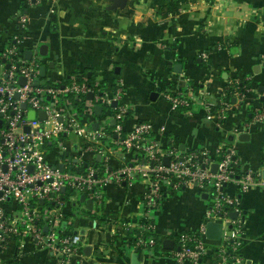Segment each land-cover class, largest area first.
Returning <instances> with one entry per match:
<instances>
[{"label": "crops", "instance_id": "crops-1", "mask_svg": "<svg viewBox=\"0 0 264 264\" xmlns=\"http://www.w3.org/2000/svg\"><path fill=\"white\" fill-rule=\"evenodd\" d=\"M165 1L126 0L122 8L110 9V0H0V50L19 30L15 14H25L18 48L23 56L27 50L31 56H41L42 65L52 63L45 77L40 76L43 82L62 77V82L70 83L83 75L80 81L91 77L94 85L106 83L102 90L110 95L120 85L129 107L123 131L137 121L149 122L151 137L162 149L177 148L181 155L194 152L200 162L206 153L210 164L216 146L233 149L238 173L248 170L262 178L264 118L256 119L254 110L264 111V0H190L179 11L162 15ZM41 45H46L45 55L39 52ZM175 64L181 65L179 73ZM242 79L251 83L242 108H229L221 121L207 118L208 109H219L228 96L225 87ZM175 89L192 96L190 108L171 109L166 94ZM107 112L83 115L86 131H94L95 122L99 129L109 125L114 131L117 121ZM242 133L247 139L240 141ZM70 136L64 141L66 150L79 152L80 139ZM109 138L100 141L106 153L100 160L107 162L110 171L128 166L133 155L116 146L115 133ZM97 156L81 154L85 164L99 162ZM142 188L143 181L134 174L127 185L107 181L102 202L91 210L83 202L75 206L73 200L68 202L66 227L79 236L81 264H132L135 231L147 230L139 229L146 225L141 214ZM224 192L240 199L244 223L240 254L249 264H264V185L257 182L242 192L231 182ZM211 195V186L203 191L192 185L168 188L149 213L152 233L174 240L175 245L177 232L197 231L207 222ZM74 211L77 215L72 216ZM123 221L131 225L129 229L120 230ZM138 254V264H176L169 253L155 252L153 247L142 248ZM6 256L12 258L7 261L10 264L53 262L47 249L28 239L11 244ZM200 264H216L213 254Z\"/></svg>", "mask_w": 264, "mask_h": 264}, {"label": "built area", "instance_id": "built-area-1", "mask_svg": "<svg viewBox=\"0 0 264 264\" xmlns=\"http://www.w3.org/2000/svg\"><path fill=\"white\" fill-rule=\"evenodd\" d=\"M15 17L19 30L0 50V264H10L7 261L12 258L6 256L9 246L23 239L47 249L52 256V264H81L77 256L78 234L68 233L67 227L61 226L63 221L68 223L64 206L67 193L75 194L68 202H78L79 195L84 194L85 198L92 199V207L99 206L107 181L127 185L134 174L143 181L141 214L146 225H141L139 229L142 230L153 227L149 213L168 188L177 190L189 185L200 191L208 186L212 188V204L207 206L205 218L206 221L222 223L221 238L217 246L209 244L204 236L205 224L195 232H177L176 243L169 250V257L176 264H200L209 253L213 254L216 264H249L239 252L244 227L239 211L240 199L236 195L225 194L223 184L233 182L243 192L257 182L264 185V179L255 177L248 170L238 173L233 149L215 147L216 159L214 157L213 162L217 163V171L212 173L206 153L205 159L200 162L194 159V152L181 155L177 148L162 149L149 135V122L137 121L132 129L123 131L122 123L129 114V107L123 101L124 89L120 85L111 95L105 92L101 96L93 94L92 100L86 99L80 114L64 96H85L91 91L89 86L75 80L63 83L62 77L50 81V85L43 82L38 73L44 59L39 55L26 59L18 48L27 16L17 13ZM20 77L25 78L24 84L19 83ZM247 91L250 92L251 88ZM234 96L235 103H231L227 96L221 101L219 109L214 112L208 109L206 117H217L220 121L224 119L228 109L238 107L246 94L235 91ZM166 97L171 109L192 104V96L181 90L175 89ZM113 99L117 101L115 107L111 106ZM23 103L25 108L21 107ZM94 105H101L102 114L108 110L110 117L117 121L113 131L116 134L115 144L133 155L132 166L124 165L110 171L107 162L100 160V165L92 161L91 164L86 163L85 171L79 170L85 164L81 158L83 152H92L100 155V158L106 155L99 147L100 139L106 136L104 127L86 131L81 121L83 115L93 113ZM28 111H34L32 119L27 117ZM39 111H44V119H39ZM254 111L256 119L264 118V111ZM26 126L28 131H24ZM72 134L80 139V143L76 144L79 152L76 149L66 150L64 141ZM48 142H55L57 155L49 154ZM165 156L169 157L167 164L163 161ZM59 164H63L62 171L58 168ZM261 168L264 170V160ZM226 205L231 206L230 211L225 209ZM231 211H237L235 218L229 216ZM130 226L123 221L120 230L129 229ZM134 244L152 249L154 241L151 238L144 241L137 236ZM228 248L234 252L233 255H228Z\"/></svg>", "mask_w": 264, "mask_h": 264}, {"label": "water", "instance_id": "water-1", "mask_svg": "<svg viewBox=\"0 0 264 264\" xmlns=\"http://www.w3.org/2000/svg\"><path fill=\"white\" fill-rule=\"evenodd\" d=\"M110 2H111V5H110L109 8H110V9H115V8H122V7L125 5L126 0H110ZM39 52H40L41 55H45V54H46V45H41V47H40V49H39ZM31 54H32V52H31L30 50H27V51L24 53V58H26V59H30V58H31ZM51 64H52V63L48 64L47 66H46V65H41V66L39 67V76H41V77H45V74H46V68H47L48 66H51ZM180 66H181L180 64H175V65H174L175 72H178V73L180 72ZM47 80H48V78H47ZM24 82H25V78L20 77V78H19V83H20V84H24ZM250 88H251V86H250ZM260 90H261V88H260ZM104 93H105L104 90H100L99 93H98V95L101 96V95H103ZM247 93H249V91L245 92V94H247ZM93 94H94L93 91H88V92L86 93V95H85V98H86L87 100H92V99H93ZM154 94H155V93H154ZM15 96L17 97L18 94H16ZM235 101H236V98H235V97H232V99H231V103H235ZM250 103L253 104L254 102L252 101V102H250ZM116 104H117V101L113 99V100L111 101V106H112V107H115ZM242 104H244V100H243V99L238 103V107H237V109L233 108V111L240 110V109L242 108ZM21 107H22V108H25V104L23 103V104L21 105ZM93 113H94L95 116H101V114H102V106H101V105H94V107H93ZM34 115H35L34 111H28V112H27V117H28L29 119H32V118L34 117ZM38 117H39V119H44V118H45V113H44V111H39V112H38ZM114 123H115V120L112 119V120H111V125H114ZM98 126H99V123H98V122H95V123L91 126V128L94 129V130H96V129L98 128ZM24 131H28V127H27V126L24 127ZM63 135H65V133H63ZM246 136H247V134L242 133V134L238 137V139H239L240 141L245 140V139H247ZM229 139L232 140L233 137L230 136ZM99 160H100V155H98L97 158H96V161H99ZM168 160H169V157H168V156H165L164 159H163V161H164L165 164L168 163ZM85 165H86V164H85ZM129 166H132V164L130 163ZM58 168L62 171V170H63V164H59V165H58ZM209 168H210V171H211L212 173H215V172L217 171V163L214 162V163L210 164ZM261 175H262V178L264 179V170L261 171ZM236 177H237V176H236ZM224 186H226V183L223 184V187H224ZM64 190H65V188L63 187V188H62V191H64ZM203 196H205V195H203ZM78 202H80V203H81V202L85 203V208H86V209H89V210L92 209V199H90V198H85V195H84V194L79 195V197H78ZM72 205L75 206V205H76V202L74 201V202L72 203ZM71 215H72V216H75V215H77V214H76V212L74 211V213H72ZM229 216H230L231 218H235V217L237 216V211H231L230 214H229ZM61 225H62V227H66V221H63V222L61 223ZM230 227H231V225H229V228H230ZM222 231H223V227H222V223H221L220 221L209 220V221H207V222L205 223L204 236H205V238L208 239V240L218 242V241L220 240V238H221ZM74 233H76V232H74ZM130 244H131V243H130ZM127 247H129V246L127 245ZM173 247H174V240L169 239V238H165V239H163V241H162V248H163V249H165V250H171V249H173ZM125 248H126V247H125ZM123 250L125 251V249H123ZM131 262H132V264H138V263H139V254H138V250H137V248H134V252H133L132 255H131Z\"/></svg>", "mask_w": 264, "mask_h": 264}, {"label": "trees", "instance_id": "trees-1", "mask_svg": "<svg viewBox=\"0 0 264 264\" xmlns=\"http://www.w3.org/2000/svg\"><path fill=\"white\" fill-rule=\"evenodd\" d=\"M189 1L190 0H166L165 3L161 7L162 15H168L169 13H173V12L179 11V9L181 8V6L184 3H187ZM68 76L69 75H66L65 78L68 79L69 78ZM83 77H85V76H83V75L82 76L81 75L76 76V81L77 82H85L89 86V88L91 89V91H93L94 94H97L98 95L99 91L102 90V88H104L106 86V83H104V82L101 83L100 85H94L93 84V80H92L91 77H87L86 80L80 81V79L83 78ZM45 83L47 85H50L51 84L50 81H46ZM250 86H251L250 81L249 80H246V79H242V80L238 81L237 83H234V82L229 83L227 85V87H225L226 88V95H228L229 98L231 99L232 97H235L234 96V92L235 91L239 92V94H244L246 92V90L248 88H250ZM181 92H185V91H182L181 90ZM64 97L66 99H68L71 102V104L75 108H77L78 112L81 114V112H82V110L84 108L85 100H86L85 96L73 97V95H69L68 94V95H65ZM187 108H190V106L189 107L188 106L181 107L180 109H187ZM235 109H237V107ZM249 113H251V111H249ZM101 119H102V117H99V120H101ZM103 127H104L103 128V131L105 132L106 136L105 137H102L100 139V141H104V140L108 139L109 137H112L113 134H114V132L112 130L113 128L111 126L104 125ZM149 135H152L151 132L149 133ZM47 146L49 148V152H50L49 154L51 156L57 155V148H56L55 142H48L47 143ZM99 147H100V145H99ZM64 155L65 154H63V156ZM97 164L100 165L101 162L99 161ZM85 169H86V166L84 164H82L80 166V168H79L80 171H85ZM211 204H212V197H211V202H209V205H211ZM225 209H227L228 211H230L231 210V206L230 205L229 206L226 205L225 206ZM72 213H74V212H72ZM135 232L136 233H135V235H134V237L132 239L133 240L132 241L133 243L135 242L137 236H141V238L144 241H146L147 239L151 238L154 241L153 249H154L155 252L156 251L158 253L159 252H163L165 254L169 253V251L164 250L162 248V241H163L164 238L163 237L156 236L155 234H153L152 233V230L150 228H148L147 230H144V231H135ZM129 234H132V231L129 232ZM175 238H176V236H175ZM135 248H137V250L139 251V250H141L143 248V246L142 245H138ZM227 253H228V255H233L234 254V252H232L231 249H229V248L227 250Z\"/></svg>", "mask_w": 264, "mask_h": 264}, {"label": "rangeland", "instance_id": "rangeland-1", "mask_svg": "<svg viewBox=\"0 0 264 264\" xmlns=\"http://www.w3.org/2000/svg\"><path fill=\"white\" fill-rule=\"evenodd\" d=\"M49 72H50V71H49ZM51 75H52V76H54V74H53V73H51ZM66 138H67V139H70V138H71V136H70V135H68ZM53 140H54V139H53ZM177 193L179 194V193H180V191L178 190V191H176V193H174V194L176 195ZM74 195H75V194H74V193H72V192H68V193H67V195H66V197H65V198H66V203H65L66 205H64L65 207H67V206H68V200H69V199H71V196H74ZM78 207H80V206H78ZM80 209H82V208L80 207ZM70 230H71V228H68L66 231H67L68 233H71V231H70Z\"/></svg>", "mask_w": 264, "mask_h": 264}]
</instances>
